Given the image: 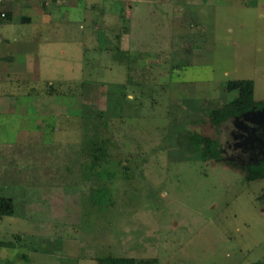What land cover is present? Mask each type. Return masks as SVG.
I'll use <instances>...</instances> for the list:
<instances>
[{
  "label": "rangeland",
  "instance_id": "374dc122",
  "mask_svg": "<svg viewBox=\"0 0 264 264\" xmlns=\"http://www.w3.org/2000/svg\"><path fill=\"white\" fill-rule=\"evenodd\" d=\"M28 1L20 0L31 22L17 14L3 20L0 42L29 45L30 61L40 59L34 49L41 43L79 44L84 78L100 89L84 99L82 145L72 163L61 164L72 177L30 195L28 218L0 216V264H264V177L248 180L229 160L230 123L214 126L211 114L235 99L238 80L252 81L254 102L264 101V0H243L254 8L248 10L238 0H213L202 10L210 18L190 32L201 41L193 61L210 65L173 73L194 81L212 76L219 88L208 102L196 86L190 101L179 102L169 86L145 81L152 68L145 50L156 58L168 43L175 47L174 14L187 16L185 0H54L57 13H30ZM1 8L18 10L10 2ZM130 38L144 51L133 80L129 52H118ZM75 79L35 85L77 94L82 84ZM135 89L137 98H130ZM19 127L20 116L0 113V145L15 143ZM95 139L107 154L97 165L87 149ZM209 140L218 142L219 161L203 156Z\"/></svg>",
  "mask_w": 264,
  "mask_h": 264
},
{
  "label": "crops",
  "instance_id": "0c3cea01",
  "mask_svg": "<svg viewBox=\"0 0 264 264\" xmlns=\"http://www.w3.org/2000/svg\"><path fill=\"white\" fill-rule=\"evenodd\" d=\"M185 1L190 5H188L189 12L184 6L187 16H184L181 11L174 14L176 20L173 19L175 26L172 43L175 47L169 46L168 43L166 47L160 49L161 54H157L158 58L157 56L156 58L151 57L150 48L145 50V53H148L147 59L152 60V63L149 62L147 66L154 67L149 69L150 74L145 81L161 87L169 86L173 90L172 98L178 99L179 102L180 100L190 101L193 94L189 90L196 86L194 89L196 95L208 102L205 97L210 95L209 99H211V96L217 92V87L219 88L212 76L204 81L193 77L194 81L180 78L173 73L175 69L184 71L188 67H208L210 65L208 61H193L200 50L197 46L201 44V41L193 40L190 32L207 25L210 16L202 10H206V6H209L213 0H200L198 4L195 3L197 0ZM228 1L232 3L233 0ZM243 2V0H238L240 7L247 10L254 9L249 5L242 6ZM12 4L14 10H18L14 14L7 11L10 13V20L17 14L22 22H31V17L27 11H24L22 2ZM50 4L52 3H46L43 0H29L27 5L31 9L30 13L34 10L39 11L40 8L50 13V7L52 12L57 13V8ZM129 40V43L123 41L124 44L118 47V52H129L128 76L130 80H133L140 74L138 72V67L141 66L139 53L143 55L144 51H138L131 44V38ZM46 41L49 42L50 39ZM34 51L40 54V59L30 61L27 53H33V50L29 48V45L0 42V113L20 116V127L15 143H7L8 146L5 145L8 147L7 150L0 143V198L13 200L15 208L12 217L14 218H28L25 212L30 210L29 205L27 206L31 201L30 195L32 197L36 194H43L44 189H47L46 185L49 186L51 180L54 181L56 187L58 186L57 179H68V175L72 177L68 168L62 169L61 164L72 163L74 148L82 145L83 132L82 128L77 125H79V120L85 116L83 113L86 104L84 99L92 89H100L99 84L94 85L99 82L90 81L88 76L84 78L81 61L84 47L81 45L53 41L39 44ZM75 55L76 66L74 64ZM225 74L228 75L226 71ZM75 77H80L82 84V91L77 94L68 90L67 93L59 95L44 87L37 89L35 85L36 81L38 84L43 81L73 83L76 80ZM133 85L139 84L133 83ZM180 86L182 89H179ZM132 93L130 98H137L138 91L136 93L135 89ZM178 94L181 98L177 97ZM222 106L219 104L217 108L211 110L212 113ZM75 126H77L75 131L78 130L77 136L73 133ZM3 148L5 150H2Z\"/></svg>",
  "mask_w": 264,
  "mask_h": 264
},
{
  "label": "trees",
  "instance_id": "16d2710c",
  "mask_svg": "<svg viewBox=\"0 0 264 264\" xmlns=\"http://www.w3.org/2000/svg\"><path fill=\"white\" fill-rule=\"evenodd\" d=\"M10 13L7 12L5 18H0V22L3 20L9 19ZM232 88L236 91L237 96L233 101H229L224 104L222 107L216 109L212 113L213 124L214 126H220L231 116H237L245 111L250 110L253 105L256 107L264 106V101L255 103L253 100V84L250 80H238L232 83ZM261 108V107H260ZM203 140L199 139V144H202ZM88 150L92 151L90 157L94 160V165H97L98 162H103L102 159L106 158V149L103 148L104 145L101 144L99 140H92L89 143ZM204 158L213 159L214 161H219L220 150L219 145L216 140H209L207 145L203 150ZM95 167V166H94ZM246 172V177L248 180H255L264 177V161L258 165H251L244 168ZM264 197V195H262ZM14 202L11 198H0V216H13L14 214ZM131 264H155L153 260H143V261H132Z\"/></svg>",
  "mask_w": 264,
  "mask_h": 264
},
{
  "label": "flooded vegetation",
  "instance_id": "af4514ba",
  "mask_svg": "<svg viewBox=\"0 0 264 264\" xmlns=\"http://www.w3.org/2000/svg\"><path fill=\"white\" fill-rule=\"evenodd\" d=\"M257 108V107H256ZM227 119L225 122H228ZM223 122V123H225ZM230 125L227 127L228 130V152L229 160L231 162L240 163L244 168L251 165H258L264 161V147L258 142L254 143V148L248 146L245 148L241 145V141L244 140V137H241L240 134H243V130H240L234 123L228 122ZM264 139V135H263ZM240 144V145H239Z\"/></svg>",
  "mask_w": 264,
  "mask_h": 264
},
{
  "label": "water",
  "instance_id": "95a60500",
  "mask_svg": "<svg viewBox=\"0 0 264 264\" xmlns=\"http://www.w3.org/2000/svg\"><path fill=\"white\" fill-rule=\"evenodd\" d=\"M228 120L246 132L247 135L240 134L241 137H244V140L241 141L242 146L254 148V143L258 142L264 147V108L252 107L237 116L229 117Z\"/></svg>",
  "mask_w": 264,
  "mask_h": 264
},
{
  "label": "built area",
  "instance_id": "2783aa9c",
  "mask_svg": "<svg viewBox=\"0 0 264 264\" xmlns=\"http://www.w3.org/2000/svg\"><path fill=\"white\" fill-rule=\"evenodd\" d=\"M20 0H0V18H5L7 16V11L3 10L1 7L4 3L6 2H10V3H16ZM44 2L48 3V2H52L54 0H43Z\"/></svg>",
  "mask_w": 264,
  "mask_h": 264
}]
</instances>
